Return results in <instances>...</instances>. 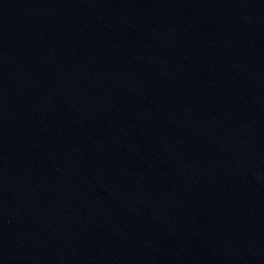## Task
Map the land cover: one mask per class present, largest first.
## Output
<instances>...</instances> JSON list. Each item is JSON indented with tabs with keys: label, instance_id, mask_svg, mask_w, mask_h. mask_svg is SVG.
<instances>
[{
	"label": "water",
	"instance_id": "1",
	"mask_svg": "<svg viewBox=\"0 0 264 264\" xmlns=\"http://www.w3.org/2000/svg\"><path fill=\"white\" fill-rule=\"evenodd\" d=\"M0 264H264V0H0Z\"/></svg>",
	"mask_w": 264,
	"mask_h": 264
}]
</instances>
